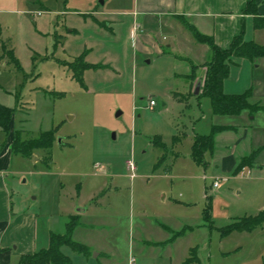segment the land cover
<instances>
[{
	"label": "rangeland",
	"instance_id": "1",
	"mask_svg": "<svg viewBox=\"0 0 264 264\" xmlns=\"http://www.w3.org/2000/svg\"><path fill=\"white\" fill-rule=\"evenodd\" d=\"M131 4L18 0L16 13L23 15L1 16L24 73L41 74L36 84L45 91L36 93L40 96L32 103L31 98L17 103L15 128L23 132L22 141L56 133L51 151L14 159L9 181L16 186L15 199L26 201V212L36 215L39 240L47 244L50 234L67 235L78 208L88 210L72 241L88 248L91 256L64 246L61 251L70 264H186L193 250L200 264H264V231L227 238L219 232L236 219L264 211V152L237 176L220 178L216 164L232 148L241 155L264 151V58H234L224 83L225 94L248 97L252 111L214 116L210 99L201 96L204 71L197 59L173 51H137L128 39L130 26L117 37L109 24L95 20L96 13L99 20L113 21ZM20 17L29 24L15 25ZM36 26L39 36H33ZM245 41L264 46V32L250 27ZM82 56L88 70L81 83L70 68ZM193 66L196 79L188 80ZM8 71L22 78L14 66ZM14 99L0 91L2 105L12 106ZM151 101L157 106L152 108ZM216 126L238 132L216 135L207 167L198 166L192 159L194 137L210 136ZM129 160L138 168L133 180ZM256 161L250 155L239 165ZM208 207L212 223L204 218ZM156 222L181 236L160 248L149 246L146 242L173 238ZM190 262L198 264L194 258Z\"/></svg>",
	"mask_w": 264,
	"mask_h": 264
},
{
	"label": "crops",
	"instance_id": "2",
	"mask_svg": "<svg viewBox=\"0 0 264 264\" xmlns=\"http://www.w3.org/2000/svg\"><path fill=\"white\" fill-rule=\"evenodd\" d=\"M249 2L250 0H132L129 10L118 12L116 15L117 19L113 21L99 20V16L96 13L94 17L100 23L109 24L113 35L117 37H121L123 27L126 24L130 26L129 38H127L133 43L137 51L152 53V51L156 50L158 54L164 55H168L173 51L181 55L182 58L184 57V59L191 61L192 59H197L200 61H197V66L202 67L211 58L209 47L198 43L191 31L181 24L177 18L187 19L199 33L212 37L220 48L227 50L237 37L242 35L245 40L250 27H252L254 33L264 32V28L255 29L254 17L245 13ZM255 2L258 17L264 18V0H255ZM17 4L18 0H0V91L7 97L14 96L15 98L12 106L10 104L5 106L8 108H15L18 102H28L30 98L31 101L28 103H32V100L40 96V94L37 95L36 93L44 91L38 88L36 84L41 74L39 76L26 75V70L21 67V71H19L14 63H10L6 55L8 51H11L21 66L20 58L13 48L11 38L8 35H4L5 23L1 19L3 15H23L20 11L16 13ZM37 13L42 12L39 11ZM32 15H36V13H32ZM37 17L40 16L37 14ZM33 18L36 17L34 16ZM23 22L28 23L20 17L15 25L20 27ZM132 31L134 33L131 37ZM33 32V36H39L41 33L37 26ZM8 66H14L22 78L19 79L10 73ZM175 76L177 77V75ZM17 114L18 112L13 116L9 133L0 130L5 135L3 139L0 138V264H18L23 256L32 255L42 249H46L50 240L49 237L48 244L46 239L43 243L40 242V227L36 215L26 212L28 210L24 208L26 201L15 199L16 186H13V183L9 181L11 176L14 175V159L18 157L11 149L14 133L18 131L15 128ZM227 128L232 129L235 127ZM234 132L237 133L238 129L235 128L232 132H222L218 135L222 136L223 134H232ZM262 152H264L263 149L248 150L241 155L237 153L236 149L232 148L228 155L222 156L221 163H216L221 166L219 177L237 176L245 167L249 166L252 168L259 162L258 159L263 154ZM250 155H255L257 161L248 164L237 174L236 170L239 162ZM220 178L218 181H222ZM79 209L83 212H78ZM87 211L84 208L77 209L75 212L77 226L81 225L84 227L80 221L81 216L85 215ZM262 212L264 211L261 210L249 216H256ZM156 225L174 237L175 233L169 227L163 226L160 222H156ZM261 230L263 232L264 227ZM254 232L248 234H253ZM175 240L172 238L165 243H146L149 246L160 248L167 242H175ZM87 256H91V251L90 255ZM101 256L103 255H97L96 258Z\"/></svg>",
	"mask_w": 264,
	"mask_h": 264
},
{
	"label": "trees",
	"instance_id": "3",
	"mask_svg": "<svg viewBox=\"0 0 264 264\" xmlns=\"http://www.w3.org/2000/svg\"><path fill=\"white\" fill-rule=\"evenodd\" d=\"M246 14L252 15L255 19V29L264 28V18L258 17V10L255 0H250ZM193 34L196 41L210 48L211 58L203 65L204 77L201 86V96L209 98L212 104L213 115L217 117H238L245 111H252V106L246 96H231L224 92V83L230 73V65L234 58H242L256 60L264 58V46H260L253 42H246L243 36L237 37L229 47L225 50L220 48L212 37L199 33L193 26L187 27ZM10 63H14L16 68L21 71L19 62L14 58L13 53H6ZM84 56L75 60V66L70 68L73 77L78 81L83 82L82 76L87 71V63L84 61ZM195 67L193 66L192 69ZM90 69V68H89ZM188 80H195V71L186 77ZM16 113L15 108H8L0 104V130L5 133L11 131V123L13 116ZM228 130L227 127H213L210 136L195 135L192 145V159L198 166L207 167L206 155L212 153L215 148V136ZM22 131L14 133L12 142V152L24 159H32L35 152L51 151L55 144V131L41 133L38 138L30 140H21ZM50 160V157L48 158ZM245 162V160H244ZM242 162L236 173L238 174L247 164ZM209 200V198H207ZM210 207L205 211V221L212 223L210 217ZM78 223L73 217L67 224V235L51 234L49 246L32 255L23 256L18 264H70L68 259L62 254L61 249L64 246H71L77 252L90 255L88 248L79 244L73 243L72 233ZM264 227V212L256 216H246L236 219L231 224L219 229L223 238H227L233 234L251 233L256 230H261ZM181 233L175 234L173 239H177ZM194 258L200 264L197 256V251L193 250L186 264H191L190 259Z\"/></svg>",
	"mask_w": 264,
	"mask_h": 264
},
{
	"label": "built area",
	"instance_id": "4",
	"mask_svg": "<svg viewBox=\"0 0 264 264\" xmlns=\"http://www.w3.org/2000/svg\"><path fill=\"white\" fill-rule=\"evenodd\" d=\"M38 16H41V13H38ZM150 106H151L152 108H154V107L157 106V104H156L155 101H151V102H150ZM126 166H127L128 171H129L130 174H131L130 177H131V179L133 180V179L136 177V173H137V170H138L137 165H136V163H135L134 161L129 160V161L126 162ZM220 183H221L220 180L217 181V182L215 183L214 187H215L216 189H218V188L221 186Z\"/></svg>",
	"mask_w": 264,
	"mask_h": 264
},
{
	"label": "water",
	"instance_id": "5",
	"mask_svg": "<svg viewBox=\"0 0 264 264\" xmlns=\"http://www.w3.org/2000/svg\"><path fill=\"white\" fill-rule=\"evenodd\" d=\"M102 4H103V2H102ZM60 144H62V139H59V141H58ZM78 212H83L81 209H79L78 210Z\"/></svg>",
	"mask_w": 264,
	"mask_h": 264
}]
</instances>
